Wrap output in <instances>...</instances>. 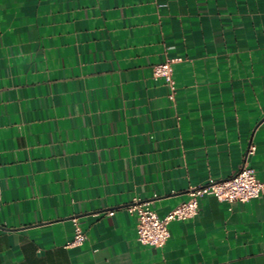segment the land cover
Returning <instances> with one entry per match:
<instances>
[{
    "label": "crops",
    "instance_id": "1",
    "mask_svg": "<svg viewBox=\"0 0 264 264\" xmlns=\"http://www.w3.org/2000/svg\"><path fill=\"white\" fill-rule=\"evenodd\" d=\"M244 165L264 183V0H0V264H264V190L162 248L128 210Z\"/></svg>",
    "mask_w": 264,
    "mask_h": 264
},
{
    "label": "built area",
    "instance_id": "2",
    "mask_svg": "<svg viewBox=\"0 0 264 264\" xmlns=\"http://www.w3.org/2000/svg\"><path fill=\"white\" fill-rule=\"evenodd\" d=\"M174 60H167L153 67V78L163 80L169 88V97L173 100L176 94V84L173 78ZM255 146L249 152L255 151ZM264 190V183L257 178L255 170L244 165L233 176L220 180L211 181L207 184L193 186L189 189V197L186 201L171 210L165 217H160L153 208L151 202L135 198L134 203L128 207L132 214L138 218V239L140 242L155 247H164L170 237L169 224L173 220H184L195 217L200 211V198L205 195H214L220 201L233 203L236 201L247 202L258 198ZM113 214V212H110ZM75 221V235L67 246H75L84 243L86 233Z\"/></svg>",
    "mask_w": 264,
    "mask_h": 264
}]
</instances>
